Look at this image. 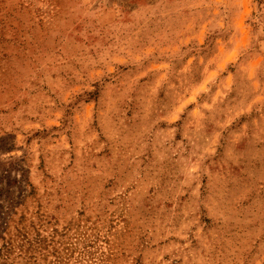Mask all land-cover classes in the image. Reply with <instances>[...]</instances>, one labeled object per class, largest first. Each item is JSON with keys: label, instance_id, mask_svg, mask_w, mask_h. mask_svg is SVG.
Instances as JSON below:
<instances>
[{"label": "rangeland", "instance_id": "rangeland-1", "mask_svg": "<svg viewBox=\"0 0 264 264\" xmlns=\"http://www.w3.org/2000/svg\"><path fill=\"white\" fill-rule=\"evenodd\" d=\"M0 264H264V0H0Z\"/></svg>", "mask_w": 264, "mask_h": 264}]
</instances>
